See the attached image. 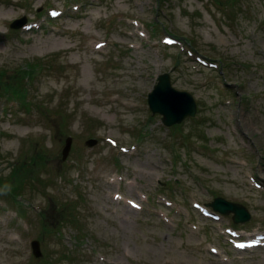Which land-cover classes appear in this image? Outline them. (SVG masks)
Listing matches in <instances>:
<instances>
[{"label": "rangeland", "instance_id": "obj_1", "mask_svg": "<svg viewBox=\"0 0 264 264\" xmlns=\"http://www.w3.org/2000/svg\"><path fill=\"white\" fill-rule=\"evenodd\" d=\"M165 73L178 128L148 106ZM0 81V264H264L225 232L264 233V0H0Z\"/></svg>", "mask_w": 264, "mask_h": 264}, {"label": "water", "instance_id": "obj_2", "mask_svg": "<svg viewBox=\"0 0 264 264\" xmlns=\"http://www.w3.org/2000/svg\"><path fill=\"white\" fill-rule=\"evenodd\" d=\"M26 23V19L15 21L11 27L21 28ZM1 88V84H0ZM149 106L153 114H161L163 123L166 126L180 124L186 117L196 114V104L193 97L185 92H179L173 88L169 74H163L158 78V84L148 98ZM89 146L97 144L96 140L88 141ZM72 145V139L68 138L63 150V160H66ZM215 210L224 214L235 213L236 223L246 222L250 219L249 212L241 205L231 204L223 199H216L212 204ZM33 254L35 257H41V247L39 241H33Z\"/></svg>", "mask_w": 264, "mask_h": 264}, {"label": "trees", "instance_id": "obj_3", "mask_svg": "<svg viewBox=\"0 0 264 264\" xmlns=\"http://www.w3.org/2000/svg\"><path fill=\"white\" fill-rule=\"evenodd\" d=\"M11 181H10V183H9V181H5V184H4V182L1 180V182H0V187H2V188H8V189H12V186L14 185V183H12L13 182V179H11V177L9 178ZM17 180V179H16ZM15 192V191H14ZM19 194V193H18ZM18 194H16V195H18Z\"/></svg>", "mask_w": 264, "mask_h": 264}]
</instances>
